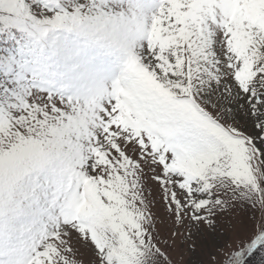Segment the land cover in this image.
<instances>
[{
  "label": "snow or ice",
  "instance_id": "snow-or-ice-1",
  "mask_svg": "<svg viewBox=\"0 0 264 264\" xmlns=\"http://www.w3.org/2000/svg\"><path fill=\"white\" fill-rule=\"evenodd\" d=\"M185 245L264 264V0H0V264Z\"/></svg>",
  "mask_w": 264,
  "mask_h": 264
},
{
  "label": "rangeland",
  "instance_id": "rangeland-1",
  "mask_svg": "<svg viewBox=\"0 0 264 264\" xmlns=\"http://www.w3.org/2000/svg\"><path fill=\"white\" fill-rule=\"evenodd\" d=\"M245 214H247V216L250 217L252 215V212L250 209L241 207L237 209L235 212H230L226 219H230L233 222H237L242 220L245 217ZM160 230L162 235L165 234L166 229L164 228L163 225L160 226ZM198 243H200V241H198ZM171 256L175 264H194V262L200 257V248L198 247L195 253H190L187 250V245H185L183 248L174 247ZM259 261L260 258L257 255L253 259V264H259Z\"/></svg>",
  "mask_w": 264,
  "mask_h": 264
}]
</instances>
